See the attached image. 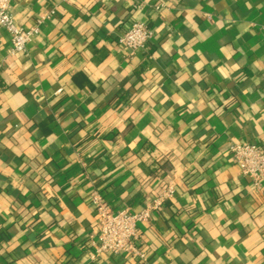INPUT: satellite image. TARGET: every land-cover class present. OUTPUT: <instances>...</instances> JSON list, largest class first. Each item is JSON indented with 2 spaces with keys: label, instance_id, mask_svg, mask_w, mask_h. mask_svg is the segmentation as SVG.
<instances>
[{
  "label": "crops",
  "instance_id": "0c3cea01",
  "mask_svg": "<svg viewBox=\"0 0 264 264\" xmlns=\"http://www.w3.org/2000/svg\"><path fill=\"white\" fill-rule=\"evenodd\" d=\"M0 27V264H264V183L233 143L264 142V0H13ZM154 31L135 52L120 36ZM146 258L96 254L97 188L142 212Z\"/></svg>",
  "mask_w": 264,
  "mask_h": 264
},
{
  "label": "built area",
  "instance_id": "2783aa9c",
  "mask_svg": "<svg viewBox=\"0 0 264 264\" xmlns=\"http://www.w3.org/2000/svg\"><path fill=\"white\" fill-rule=\"evenodd\" d=\"M13 0H0V27L11 35V52L25 53L28 44L39 33L40 25L51 16L52 12L42 15L35 25L24 28L15 19L12 11ZM154 36V31L144 21H135L120 36V41L131 52L145 49ZM233 161L243 175L251 178L259 188L264 183V142L246 140L231 146ZM175 194V187L168 183L162 193L158 194L138 213L130 209H116L109 205L97 188L90 192V199L95 206V235L92 245L96 254L118 253L145 259L146 253L139 247L138 225L150 217L151 211L158 209Z\"/></svg>",
  "mask_w": 264,
  "mask_h": 264
}]
</instances>
